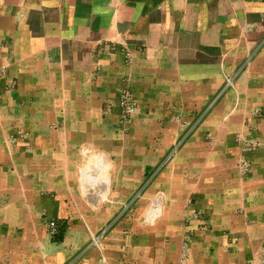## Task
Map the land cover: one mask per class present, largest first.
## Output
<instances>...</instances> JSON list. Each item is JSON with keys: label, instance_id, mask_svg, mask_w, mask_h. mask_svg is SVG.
<instances>
[{"label": "crops", "instance_id": "obj_1", "mask_svg": "<svg viewBox=\"0 0 264 264\" xmlns=\"http://www.w3.org/2000/svg\"><path fill=\"white\" fill-rule=\"evenodd\" d=\"M183 240L264 264V0H0V264H178Z\"/></svg>", "mask_w": 264, "mask_h": 264}, {"label": "built area", "instance_id": "obj_2", "mask_svg": "<svg viewBox=\"0 0 264 264\" xmlns=\"http://www.w3.org/2000/svg\"><path fill=\"white\" fill-rule=\"evenodd\" d=\"M117 105L119 108V116L121 121L127 122L132 115L135 113L136 107L133 101L132 94L130 90L126 87H123L118 94L117 98ZM187 240H183V242L180 245V256L178 259V264H187L186 258H187ZM98 264H112L108 263V261L101 257Z\"/></svg>", "mask_w": 264, "mask_h": 264}, {"label": "rangeland", "instance_id": "obj_3", "mask_svg": "<svg viewBox=\"0 0 264 264\" xmlns=\"http://www.w3.org/2000/svg\"><path fill=\"white\" fill-rule=\"evenodd\" d=\"M155 204H157V203H153L151 206H150V208H149V210H148V214H147V221L149 222V223H152V222H154L155 221V219H157V217H158V214L159 213H161V206H160V204H158V211L155 209L156 207L154 206ZM102 233V232H101ZM100 233V234H101ZM100 234L98 235V236H100ZM97 245V244H96ZM112 260H119V261H124V258H118V256H116L115 255V257L112 259Z\"/></svg>", "mask_w": 264, "mask_h": 264}, {"label": "bare ground", "instance_id": "obj_4", "mask_svg": "<svg viewBox=\"0 0 264 264\" xmlns=\"http://www.w3.org/2000/svg\"><path fill=\"white\" fill-rule=\"evenodd\" d=\"M154 206H155V207L157 206L155 209L158 211V203H157V204H155ZM98 238H99V236H95V237H94V239H93V240H94V242H95V243H97V242H98Z\"/></svg>", "mask_w": 264, "mask_h": 264}]
</instances>
